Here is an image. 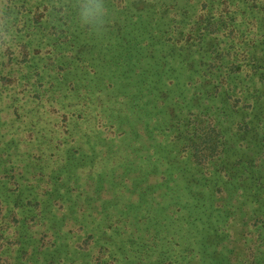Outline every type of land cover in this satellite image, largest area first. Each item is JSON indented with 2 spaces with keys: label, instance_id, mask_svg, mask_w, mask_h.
I'll return each mask as SVG.
<instances>
[{
  "label": "trees",
  "instance_id": "obj_1",
  "mask_svg": "<svg viewBox=\"0 0 264 264\" xmlns=\"http://www.w3.org/2000/svg\"><path fill=\"white\" fill-rule=\"evenodd\" d=\"M123 1L125 15L108 14L99 24V16L85 23L81 13L88 0H0V204L7 207L0 210V264H79L64 251L59 215L47 207L57 203V211L70 219L93 216L80 210V200L90 199L80 191L83 180H105L112 164L128 162H140L142 176L153 161L172 170L181 166L169 156L187 147L197 174L209 176L184 184L154 168L149 171L162 174L158 189H142L136 202L124 194L133 183L109 187L111 197L96 208L109 221L86 220L80 226L82 243L100 241L89 264H229L218 248L226 244L229 219L238 213L217 192L237 187L243 203H251L264 179L258 175L247 187L229 185L239 169L251 173L253 168L251 160L241 158L235 162L244 168L230 167L223 157L230 144L222 119L235 121L239 136L261 133L253 148L264 154V0H235L231 10L226 0L221 9L219 1L215 6L217 1L205 0L202 7L208 10L200 11L190 35L161 36L160 42L171 44V60L158 53L153 40H142L144 33L153 39L154 23L131 19L155 11L156 4L131 13L130 4L149 0ZM156 24L162 25L161 17ZM189 37L199 42V60L187 56ZM190 85L194 91L188 98ZM171 96L182 104L173 108L175 117L168 109ZM240 100L262 110L240 113ZM161 136L165 142L155 141ZM102 137L111 139L107 153L99 147ZM147 138L156 139L143 153L150 146ZM208 182H214L216 195L206 191ZM251 215L262 218L257 208ZM89 222L98 231L89 229ZM37 226L44 231L34 237ZM215 232L223 240L212 251L209 235ZM251 264L261 263L255 256Z\"/></svg>",
  "mask_w": 264,
  "mask_h": 264
},
{
  "label": "rangeland",
  "instance_id": "obj_2",
  "mask_svg": "<svg viewBox=\"0 0 264 264\" xmlns=\"http://www.w3.org/2000/svg\"><path fill=\"white\" fill-rule=\"evenodd\" d=\"M219 1L220 2V9L223 5H221V2L223 0H211V2ZM155 3V11L153 12H144L141 15H136L132 17L131 19L136 21L139 20L140 22H147L151 26L154 23V30L152 31L153 39H151L150 34H145L142 36V40L145 39L148 42L152 41L151 43L154 44V48L157 49L159 54L167 55L169 48H171V44L160 42L161 36H163V33L166 38H169L172 36V32H175L176 38L184 37V34L190 35L188 30L191 28V25L194 24L195 19L199 17L200 11L206 12L208 8L202 7L205 0H149L141 4L142 2H138L139 4H130L129 9L131 10V13L136 12L137 6H152V3ZM164 2V3H163ZM215 4L217 6L219 4ZM125 2L123 0H108V2L105 3L106 7V15L110 14L112 17H116L118 15L124 14L123 10L126 6L124 4ZM236 1L235 0H226L224 3V6L228 9L235 8ZM162 5V6H161ZM227 5V6H226ZM224 8V7H223ZM239 8V7H238ZM220 9L218 11H220ZM123 12V13H122ZM216 13V12H215ZM238 13L241 14V9H238ZM125 15V14H124ZM160 17L162 18V25L158 26L156 22L159 21ZM124 24V21H122ZM120 26L121 28L124 26L118 25V23H115V27L118 28ZM196 28V27H195ZM243 28V27H241ZM199 29V28H198ZM141 31L144 32V28L141 27ZM183 32H185L183 34ZM238 32L235 31L234 34H237ZM182 37V38H183ZM145 41L144 43H146ZM197 42H193V39L191 37L188 38V40L185 42L184 48L187 49L186 53L190 60L192 58L194 60H199V54H202V49L199 47H196L198 44ZM220 44V47L224 48L226 45L224 42L218 43ZM217 44V45H218ZM177 46H180V43L177 44ZM89 48V47H86ZM176 53H182L180 50H175ZM170 53V52H169ZM169 56V60L173 59L172 56ZM167 56V57H168ZM194 88L193 86H189V90H187L188 98L193 95ZM199 99L203 98V102L208 101V98L206 96H198ZM170 103L168 109L171 113H173V116L175 117V110L174 107H181L182 104L179 102L177 103L176 97H170ZM217 105L219 107L223 106V103L221 102V99L218 98ZM236 110L240 111V113H252L261 111L262 109L259 108V104H254L251 101H247V103L244 102V100H240L237 102ZM184 106L186 105L185 102H183ZM226 108L229 107L228 104L225 105ZM189 107L186 108L188 110ZM2 114H6L7 110L1 112ZM244 119L248 117V114H245ZM250 118L248 117L247 120ZM222 126L227 130V139L228 144H230L226 150V155L223 156L224 158H228V164L230 167H238V168H244L245 166H242L240 164H236L235 161H237V158H241L244 162H247L249 160L252 161V167L250 165L248 167L253 168V171L249 173L248 171L242 172V169H239V172L237 173V176L234 177V179L230 180L231 186H243L247 187L248 185H253L252 180L256 178V176L260 175L264 179V159H261L259 156L261 155L264 157L263 152H260L261 149H254L253 144L254 142H257L256 140H261L262 134L258 133L257 131L249 130L247 132H243L242 136H239L240 133H237V130L235 128V121L231 122L229 119H222ZM224 123V124H223ZM254 135V138H251V135ZM157 138V139H156ZM156 138H147V142L150 143L148 147L143 149L146 151H150L153 148L152 139H156L155 141L159 140L161 142H165L166 140H163L164 138L156 137ZM130 139H126L125 141H129ZM102 142V143H101ZM134 142V141H132ZM111 143V139L102 137L100 140L99 147H102V153H105L109 145ZM127 143V142H126ZM244 143H247V145H244ZM128 144V143H127ZM169 146L173 145V143H167ZM180 146V144H179ZM179 146L177 150H179ZM175 147V144H174ZM170 148V147H168ZM130 150L131 147H128ZM167 149V148H166ZM190 148H185V150H182V152H179L177 154H171L169 156L170 160L173 162L179 161L181 167H175L172 170H169V165H163L160 162L157 164L155 161L150 163V166H145V176H142L141 174V164L140 162H136V164L130 165L129 162L124 165L119 164H112L111 169H109V173L107 174V177L105 176V180H101L99 177L92 178L90 177L86 181H82V184L80 185V191L84 194L89 195L90 199L83 202V200H80V203L82 204V207L80 210L85 209L88 213L87 214H93V216H87L80 220L76 218L70 219V217L67 214H63V212L57 211L58 204L54 205V203L47 207L46 211H53L54 213H57L58 221L60 223L61 229L63 230V237L61 239L62 241V247L65 252L68 250L73 254V258L77 259L79 264H89L92 262V258L94 255H96L99 251V242L97 240H94L93 238H87L86 243H82V234L83 230L80 229V226L82 223L86 222V220H103L104 223H107L109 221V218H106V216H102L97 213L96 208L97 205L102 203L103 199L106 200L107 198H110V194L107 192V189L109 187H113L114 184H116L119 181H124L125 183L131 184L133 183L135 186L133 190L126 186L125 188V198L128 201L136 202L137 198L139 197V193L142 191V189L145 188H153L158 185V183L161 182L162 174L161 173H153L149 170H154V168H159L161 171H165V174L168 175L167 177L171 180L176 181V179L182 178L185 182L188 184H192L197 179H201L202 176L205 178L209 175L204 173V175L197 174L198 170L196 171L194 169L195 167V160L192 156H190ZM107 153V152H106ZM146 154V153H145ZM147 155V154H146ZM101 158L103 156L101 155ZM105 159V158H103ZM143 160V159H142ZM155 163V165H154ZM235 164V165H234ZM228 165V166H229ZM256 165H258L256 167ZM5 166H2V169ZM181 168V169H180ZM252 173H255L257 175H253ZM27 176H29V172H25ZM155 174V175H154ZM235 173H232V176H235ZM241 176V177H240ZM161 177V179H160ZM197 178V179H196ZM222 179V177H221ZM35 181V180H34ZM198 181V180H197ZM239 181V182H238ZM237 184V185H235ZM180 185H178L179 187ZM98 187H101V190L98 194L93 193L95 189ZM158 188H156L157 190ZM206 189V188H205ZM204 189V190H205ZM208 189V190H207ZM206 191L214 192L215 186L214 182H208ZM237 187H234L232 189H229L228 192H217L219 196L222 198V203H229V207L234 208L238 216L237 218L230 220L228 222V230L226 231L228 233L227 238H225L226 244H223L221 247L218 248L219 250H222L225 253L226 260L229 264H251V261L256 256L260 263L263 264L264 261V241H262V236L264 237V185L261 191L258 192V197L256 198V201L254 202H247L243 203V200L245 199L243 196L239 195L237 196ZM79 193L75 192L74 194ZM214 192V194H217ZM214 203L217 202V200L214 198ZM227 207V208H229ZM254 208H257V212L262 214V218L259 219L255 215H251ZM0 210L2 212L7 211L6 205L0 204ZM82 212V211H81ZM80 212V213H81ZM96 216V217H94ZM258 220V221H257ZM263 220V221H261ZM256 223V224H255ZM263 227V228H261ZM89 229H93V231H98L95 227V223L89 222ZM13 227L11 228V230ZM10 230V231H11ZM42 231H44V228L42 226H37L34 228L33 235L34 237H38ZM72 235V236H71ZM222 239V236L218 235L216 232L209 235V243L211 246V250H216L217 243L220 242ZM84 241V240H83ZM82 243V244H81ZM33 244V243H32Z\"/></svg>",
  "mask_w": 264,
  "mask_h": 264
},
{
  "label": "clouds",
  "instance_id": "obj_3",
  "mask_svg": "<svg viewBox=\"0 0 264 264\" xmlns=\"http://www.w3.org/2000/svg\"><path fill=\"white\" fill-rule=\"evenodd\" d=\"M81 14L85 18V23L89 22V17L99 16L101 19H99L98 23L104 24L105 20L103 17L107 13L105 4L103 2L96 3L95 0H88V4L84 7Z\"/></svg>",
  "mask_w": 264,
  "mask_h": 264
}]
</instances>
